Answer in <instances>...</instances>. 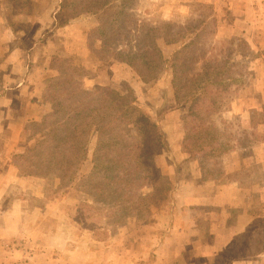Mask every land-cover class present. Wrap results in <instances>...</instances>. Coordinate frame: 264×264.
Segmentation results:
<instances>
[{
    "label": "rangeland",
    "instance_id": "rangeland-1",
    "mask_svg": "<svg viewBox=\"0 0 264 264\" xmlns=\"http://www.w3.org/2000/svg\"><path fill=\"white\" fill-rule=\"evenodd\" d=\"M102 20L110 24L118 22L119 30L106 28L108 47L99 50L102 57H97L89 49V40H95V46L100 48L103 42L99 38L100 32L103 31L100 25ZM167 23L172 24V33L182 27L199 28L203 34L199 39L198 49H195L196 55L201 57V64L196 68L201 69L203 64L209 62L218 68L219 73L215 75L222 82L220 89L223 96L219 111L209 115L216 126L219 142L224 144L222 149L225 153L220 156L206 157L203 155L205 150L197 152L195 156L184 152L183 115L188 112V105L177 107L171 67L163 68L156 79L144 82L130 65L113 56L112 51L119 46L138 44L136 38L139 36V25L164 28ZM8 27L15 30L13 35ZM94 30L100 32L95 34ZM194 31L195 29L192 30V36ZM157 42L167 58L180 46L166 44L161 38H158ZM0 43L3 45L0 49V93L5 87L14 86L11 74L22 72L31 74L32 85L41 90L44 100L47 81L56 74V70L51 68L52 58L60 56L72 58L76 64L92 71L90 76L84 78L85 87L95 89L98 86H106L121 94H132L136 97L137 104L152 116L158 115L161 109H166L162 125L170 150L162 151L158 159L162 172L169 177L173 185L174 198L171 201L154 207L142 221L131 217L123 223H116L115 215L109 216V211L101 204L93 203L83 188V183L93 167L92 159L96 146L94 136L89 144L88 159L75 184L65 189L59 186L56 175L41 177L45 179L42 183L45 184V196L37 198L29 195L30 193L24 195L31 206L38 207L56 198L65 199L66 213L75 217L83 235L90 236L81 237L82 242L79 245L88 249L90 240H95L98 247L104 244L112 245L107 247L108 251H111V257L116 253V249L112 247H117L119 238H124L127 246L131 245L135 237L148 234L146 228L149 225L161 223L164 213L171 214L172 217L179 215L174 207L175 191L181 182L185 181V174L181 173L180 169L183 158L189 156L199 161L205 180L216 179L217 182L225 183L232 178L238 177L244 181L255 175L257 186L254 185L250 190L253 202L251 215L255 217V222L235 240L231 253L217 257L214 264H229L230 258L235 257L238 258L239 264H264V257L260 254L264 240L258 238L264 234V175L261 173L260 163L248 166L250 160L242 153L233 154L238 145L239 149L247 148L248 154L255 155L256 162L264 160V0H0ZM35 43H38V46L28 59L26 52L31 51L28 47ZM19 44L28 49L15 61V50L11 49L10 45ZM54 46H69L74 52L70 55L69 52L59 50L60 52L52 54ZM207 71L213 72L209 69ZM192 73L187 72L184 76L191 78ZM212 90L215 91V88ZM47 103L52 109L51 102ZM209 103L210 100L207 101V104ZM256 105L262 111H258L256 107L247 110L248 106ZM209 124L206 122L204 129L209 128ZM190 126L196 125L191 123ZM0 129L2 130V127ZM12 130L9 128L3 134L8 137ZM40 136L36 134L33 137L29 123L23 126L19 150L13 152L11 164L15 166L16 161L21 164L22 160L15 159V154L34 146ZM197 137L196 131L193 130L194 140H197ZM177 145L181 146L183 152ZM213 145L219 146V143ZM15 193L17 190L11 195ZM11 201L12 196H5L1 201L0 211ZM205 216L206 210L201 209L203 220ZM202 225L205 229L207 224ZM247 250L251 253L247 254ZM19 258V264H25L23 257Z\"/></svg>",
    "mask_w": 264,
    "mask_h": 264
},
{
    "label": "trees",
    "instance_id": "trees-1",
    "mask_svg": "<svg viewBox=\"0 0 264 264\" xmlns=\"http://www.w3.org/2000/svg\"><path fill=\"white\" fill-rule=\"evenodd\" d=\"M117 23L102 20L103 31L94 30L95 34L100 32L103 42L97 48L95 40H89L93 55L102 57L99 50L108 47L105 30L107 27L119 30ZM138 31V44L119 46L112 51L113 56L130 65L144 82L156 79L163 68L171 67L177 107L188 105V112L183 115L184 152L195 156L205 150L206 157L224 154V144L219 142L216 126L209 115L219 111L223 96L222 82L215 75L219 73L218 68L210 62L203 64L201 69L196 68L201 64L196 49L202 31L188 26L172 33L171 23L164 28L143 24ZM158 38L166 44L180 46L167 58ZM51 68L56 74L47 81L43 98L51 102L52 109L39 120L29 122L33 137L37 134L41 138L34 146L15 154V159L22 160L21 164L16 161L15 166L25 175H56L59 186L69 189L88 159L89 144L95 136L93 167L83 188L93 203L101 204L109 211V216L115 215L116 223L131 217L142 221L154 207L171 201L173 185L162 172L158 159L162 151L170 150L162 125L166 109L152 116L137 104L132 94H121L106 86L85 87L84 78L92 71L76 64L72 58L54 56ZM187 72H193L191 78L184 76ZM206 122L211 126L204 129ZM191 123L196 126H190ZM193 130L197 140L193 138ZM214 143H219L220 147Z\"/></svg>",
    "mask_w": 264,
    "mask_h": 264
},
{
    "label": "crops",
    "instance_id": "crops-1",
    "mask_svg": "<svg viewBox=\"0 0 264 264\" xmlns=\"http://www.w3.org/2000/svg\"><path fill=\"white\" fill-rule=\"evenodd\" d=\"M7 29L12 35L15 32L12 27ZM2 46L0 43V49ZM37 46L35 43L28 47L31 50L26 52L28 59ZM10 48L15 50V61L28 49L21 44ZM59 50L70 55L74 52L69 46H54L52 54ZM11 75L14 86L5 87L0 93V208L5 196H12V201L0 211V264H19V257H23L25 264H214L217 257L229 255L235 240L252 227L255 217L251 215L250 190L257 186L255 175L244 181L232 178L225 183L205 180L199 161L185 156L180 169L185 181L175 191L177 217L164 213L161 223L149 225L148 234L135 237L131 245L119 238L117 247H112L116 253L111 257L107 247L112 245L98 247L95 240V244L90 240L88 249L79 245L81 237L89 235H83L75 217L66 213V200L56 198L38 207L31 206L24 195L43 198L45 179L20 173L11 164L13 152L19 150L23 126L51 111L41 97V90L32 85L31 74ZM255 107L262 111L257 105L248 106L247 110ZM9 128L13 130L7 137L3 133ZM180 147L177 145L181 150ZM236 149L233 154L242 153L250 160L248 166L260 163L264 175V160L256 162L255 155L246 152L247 148L239 149L237 145ZM201 209L206 210L204 220ZM203 223L207 224L205 229L201 227ZM258 238L264 240V234ZM260 254L264 257V247ZM230 260L229 264H239L237 257Z\"/></svg>",
    "mask_w": 264,
    "mask_h": 264
}]
</instances>
